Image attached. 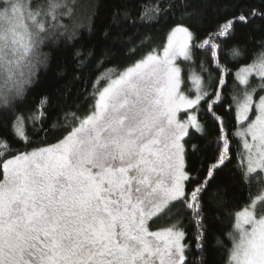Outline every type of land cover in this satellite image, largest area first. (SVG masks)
<instances>
[{
    "label": "snow or ice",
    "instance_id": "1",
    "mask_svg": "<svg viewBox=\"0 0 264 264\" xmlns=\"http://www.w3.org/2000/svg\"><path fill=\"white\" fill-rule=\"evenodd\" d=\"M172 8L145 7L135 20L118 10L113 19L151 24ZM73 13L71 0H0V115L16 112L15 101L46 63L41 45L77 37L80 25L64 23ZM194 16L185 10L181 21ZM257 20L264 24V4L237 3L225 5V15L202 40L188 24H174L166 44L123 70L99 75L89 93L92 104L83 115L64 114V134L55 143L30 147L28 124L36 135L48 134L47 97L35 112L13 115L12 138L24 147L0 137V264H205L203 196L232 159L234 139L249 201L232 214L225 264H264V51L236 70L225 96L233 74L220 62L218 42ZM196 49L211 53L218 76L203 61L195 70ZM241 55L237 45L228 49L232 60ZM180 57L191 65L187 89ZM221 106L233 116L232 130L216 111ZM208 120L218 130L216 151L197 168L191 161L204 150L196 140L206 135ZM212 197L222 201L219 191ZM181 210L195 224L193 242ZM159 221L166 226L153 230ZM193 248L197 255L190 258Z\"/></svg>",
    "mask_w": 264,
    "mask_h": 264
},
{
    "label": "trees",
    "instance_id": "2",
    "mask_svg": "<svg viewBox=\"0 0 264 264\" xmlns=\"http://www.w3.org/2000/svg\"><path fill=\"white\" fill-rule=\"evenodd\" d=\"M71 2L74 4V13L71 18L65 17L64 23L80 25L77 37L71 41L63 37L52 38L41 45L40 52L47 56L46 63L39 66L33 82L26 86L23 99L15 101L16 112L0 115V137L8 138L15 147L23 148L24 145L12 138L13 115L27 116L35 112L42 98L47 97L48 100L45 106L46 119L43 122L48 134L36 135L33 126L28 124V134L33 141L30 147L41 146L42 143H55L64 134L63 128L60 127L65 124L64 114L76 112L77 115H83L92 104L89 93L96 78L106 69L123 70L151 48H160L166 44L167 35L174 24L179 22L188 24L202 40L208 32L215 30L217 22L225 15V5L238 3L241 7L249 8L264 4V0H71ZM155 4L165 8L172 4L173 8L167 16H162L159 22L151 24H142L138 20L132 23L123 17L116 21L113 19L115 12L126 9L135 20L145 7ZM185 10L195 13L192 20L181 21ZM142 41L145 42L143 46ZM218 42L222 45L220 62L230 68L233 74L227 77L229 82L228 88L225 89L227 96L236 70L243 64L251 63L261 51H264L262 46L264 24L257 20L246 27L237 25L233 36ZM233 45L239 46L242 50V55L237 60L227 56L228 49ZM133 48L135 51H130ZM77 52L81 55L77 56ZM194 59L197 72L200 62L203 61L213 77L219 75L210 52L196 49ZM187 75L186 71L185 77ZM204 76L207 80V73H204ZM253 82L255 83V80ZM216 111L223 116L226 127L232 130L235 125L233 116L226 113L223 106L218 107ZM54 123L58 125L56 128L52 127ZM217 134L216 125L208 120L206 135L196 140L204 150L192 159L195 167L200 168L201 161L205 164L211 161L216 151L214 141ZM236 147L234 139L232 159L226 161L217 172L203 196L205 224L208 228L205 264H225L227 249L231 247L227 233L232 230V214L249 201V187L241 181L236 168ZM217 191L220 192L222 201L218 202L212 197ZM257 191L258 188L253 185L251 192L255 194ZM179 218L187 233V241L193 242L196 228L190 214L181 210ZM160 225L166 226V222L161 221ZM217 239L222 243L218 244ZM196 255L193 248L189 256L192 258Z\"/></svg>",
    "mask_w": 264,
    "mask_h": 264
},
{
    "label": "rangeland",
    "instance_id": "3",
    "mask_svg": "<svg viewBox=\"0 0 264 264\" xmlns=\"http://www.w3.org/2000/svg\"><path fill=\"white\" fill-rule=\"evenodd\" d=\"M176 63L183 69L182 74H183V76L185 78V84L183 85V87L185 89H187L188 87L191 86V81L189 79V67H190L189 66V62L184 61L183 58L180 57V58L177 59ZM186 71H187V74H188L187 76L188 77L187 76L185 77ZM160 223H161V221H159L158 223L154 224L153 225V230H155L156 228L161 227Z\"/></svg>",
    "mask_w": 264,
    "mask_h": 264
}]
</instances>
